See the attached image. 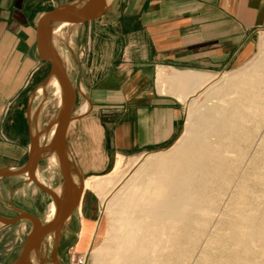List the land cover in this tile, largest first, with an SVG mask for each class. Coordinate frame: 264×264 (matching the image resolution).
<instances>
[{
  "label": "crops",
  "instance_id": "crops-1",
  "mask_svg": "<svg viewBox=\"0 0 264 264\" xmlns=\"http://www.w3.org/2000/svg\"><path fill=\"white\" fill-rule=\"evenodd\" d=\"M79 1L0 0V215L5 218L23 206L19 203L32 181L26 165L31 152L43 145L46 119L37 94L49 71L37 50V23L50 9ZM104 2L99 17L73 24L85 32L80 42L85 55L76 62L73 82L84 100L73 106L65 145L77 181L81 177V194L50 258L39 264H60L59 244L82 251L92 242L100 217L98 192L111 185L83 188V181L111 174L117 156L124 163L176 143L183 134L181 99L189 85L207 71L243 61L264 28V0ZM187 73L193 77L185 78ZM44 160L41 152L31 170L36 180L48 172ZM13 224L0 221V264L14 262L26 236L19 245L20 235L9 228Z\"/></svg>",
  "mask_w": 264,
  "mask_h": 264
},
{
  "label": "bare ground",
  "instance_id": "bare-ground-1",
  "mask_svg": "<svg viewBox=\"0 0 264 264\" xmlns=\"http://www.w3.org/2000/svg\"><path fill=\"white\" fill-rule=\"evenodd\" d=\"M87 1H79L76 11L82 12ZM77 23L80 22L47 21L49 44L61 62L63 59L56 50L54 39L64 26ZM250 74L228 80L219 86L215 96L209 97V100L217 98L218 101L200 104L202 109L199 107L195 118L188 115L185 124L188 137L185 142H181V135L171 150L152 154L140 163L124 183L138 185L136 191L127 194L118 192L110 198L106 210L112 212L111 221L102 249L93 252L97 264H183L182 254L192 247L201 233L199 228L189 225L190 218L197 219L191 210L198 207L199 201L212 202L209 190H221L231 182L232 170L237 167L241 157V142L247 139L250 132L246 124L250 120L249 109L264 102V93L261 94L264 92V63ZM191 77V73L185 74V78ZM47 91L56 98L57 109L51 125L47 124L41 134L43 144L49 143L53 137L55 121L65 98L59 79L51 68L38 88V93ZM83 109L85 106L81 107ZM43 155L47 158L48 169L58 166L54 146L44 150ZM64 157L71 179L76 184L66 149ZM121 161V157L117 156L113 171L119 168ZM36 178L56 193L61 201V210L65 209L69 192L63 182L51 187L40 175L37 174ZM113 181L112 176L91 177L85 179L84 188L105 187ZM73 191L76 194L75 188ZM55 211L56 204L52 200L43 223L50 221ZM245 228L233 239V249L222 252L221 257L217 256L216 251H211L206 258L215 264H264V257L259 261L250 259L252 250L249 246L261 244L262 241L258 242L256 236L264 235V228L254 223L247 224ZM217 240L220 244L227 241L221 238ZM35 259L33 248L29 260L34 264Z\"/></svg>",
  "mask_w": 264,
  "mask_h": 264
},
{
  "label": "rangeland",
  "instance_id": "rangeland-1",
  "mask_svg": "<svg viewBox=\"0 0 264 264\" xmlns=\"http://www.w3.org/2000/svg\"><path fill=\"white\" fill-rule=\"evenodd\" d=\"M86 21L77 23V25ZM76 27L77 26L73 25L70 27L64 26L54 39L56 50L64 60L62 63L72 84L77 69L76 62L83 59L85 55V48H80V42L85 40V32L81 30L77 31ZM262 63H264V28L258 30L255 34L253 50L243 61L233 67H223L207 71V75L199 76L200 79L198 83L190 84L188 95L181 99L184 111L183 127L180 133V135L183 133L181 142H185L188 137L185 133V124L189 114L195 118L197 111L200 108L202 109L200 104H204L205 101L206 103L218 101L217 98L209 100V97L215 96L219 86L225 84L230 79H239L251 75L250 73H255ZM50 68L49 62L46 61V71L48 72ZM75 92L76 98L74 105L84 100L80 91L77 92L75 89ZM262 93L264 92H261V94ZM262 99V101H264V96ZM37 100H43V114L47 125L52 121L51 119L55 115L57 109L56 98L51 97L50 92L47 91L37 94ZM249 111L250 120L247 121L246 124L250 132L247 139L241 142V157L237 167L232 170L231 182L226 183L221 190H209L208 193L212 196V202L205 203L199 201L197 202L198 207L191 210L192 215L197 217V219L192 220L190 218L189 225L199 228L201 233L192 247L186 253L184 252L182 254L184 258L183 264H215L212 260L206 258V254L211 251H216L217 256H220L223 255L222 252L225 253L229 251V249H233L235 247L233 239L246 230L245 227H247L249 223H254L256 226L264 228V102L262 105L258 104L252 106ZM173 144L170 147H172ZM170 147L153 153H145L133 159H125L124 163L122 158L119 168L111 174L106 175L112 176L114 181L109 183V185H111L110 190H101L98 192V195L101 196L100 217L96 225V231L92 242L87 249L82 251H76L73 247L74 245L67 246L64 249L65 244H59L56 254L58 255L57 260L60 264H70L72 251L86 252L85 264H97V261L93 257V252L102 249V242L111 221L112 212L106 210L108 209L110 198L118 192L120 194H127L136 191L138 185L134 183L124 184L130 174L146 157L156 153L167 152L171 150L169 149ZM46 161L47 158L42 161V166L48 164ZM48 171L49 172L45 173L43 177V181L46 182V184H49L51 187H56L62 183V175L58 166H52ZM84 182L85 180L83 181V188ZM75 185H79L77 178ZM27 187L29 189L28 192L24 194V202L21 201V203H19V205H23L24 207H15L18 209L9 210L8 214H10V218H12L18 214L17 210L27 212L31 210L35 212L36 216L43 222L48 204L53 199L51 196L37 189L32 181L29 182ZM106 187L107 186H105V188ZM48 188L51 189L50 187ZM89 188L103 189L104 185L100 187L90 186ZM188 203L195 204L196 202ZM62 227L63 224L56 231L53 230L49 232L43 238L41 244L39 243V245L34 248L36 255L34 264H39L41 260L50 258L53 245L59 242ZM9 228L11 232L20 235V241L17 242L20 245L23 236L31 229V222L27 219H23L17 223L15 222V224ZM220 238L227 241L220 244L217 240ZM256 239L258 242L262 241V245H249L252 250L250 259L259 261L264 257V235L259 234L256 236ZM37 250L38 253L36 254Z\"/></svg>",
  "mask_w": 264,
  "mask_h": 264
},
{
  "label": "water",
  "instance_id": "water-1",
  "mask_svg": "<svg viewBox=\"0 0 264 264\" xmlns=\"http://www.w3.org/2000/svg\"><path fill=\"white\" fill-rule=\"evenodd\" d=\"M105 9L106 7L104 0H88L86 8L83 9L82 12H77L76 6H57L44 13L37 23L36 39L39 56L43 60L48 61L51 69L55 71L64 90L65 98L62 101L58 117L55 121V130L51 141L47 144L40 145L31 152V156L29 158V161L27 162L26 168L30 172L31 180L39 188H41L51 196L56 204V211L52 219L45 223H43L39 217L27 211H18V214L12 218H5L0 215V221L6 224H13L20 219H27L31 222V229L26 234L21 251L12 264H32L29 260L30 251L38 246L49 232L53 230L56 231L64 223L67 217L75 209L81 194V177L78 176L79 185H75V183H73L71 179L70 169L64 157V149H66L65 133L68 123L71 119L76 92L63 63L59 60L49 44L47 35V21L62 20L69 22H82L99 17ZM51 123L52 121L49 123V125H51ZM51 146L55 147L58 167L62 175V182L67 192H69L68 204L66 208L62 210L60 198L55 194V192H53L47 186H44L43 184L38 182L31 174V170L35 165L37 159L39 158L41 152ZM74 188L76 190V194L73 191Z\"/></svg>",
  "mask_w": 264,
  "mask_h": 264
},
{
  "label": "built area",
  "instance_id": "built-area-1",
  "mask_svg": "<svg viewBox=\"0 0 264 264\" xmlns=\"http://www.w3.org/2000/svg\"><path fill=\"white\" fill-rule=\"evenodd\" d=\"M86 252L72 251L70 264H85Z\"/></svg>",
  "mask_w": 264,
  "mask_h": 264
}]
</instances>
